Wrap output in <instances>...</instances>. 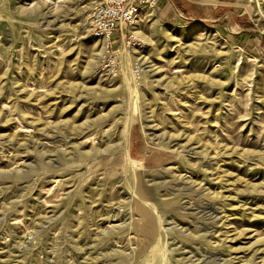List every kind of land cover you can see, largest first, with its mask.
Returning <instances> with one entry per match:
<instances>
[{
	"label": "rangeland",
	"instance_id": "1",
	"mask_svg": "<svg viewBox=\"0 0 264 264\" xmlns=\"http://www.w3.org/2000/svg\"><path fill=\"white\" fill-rule=\"evenodd\" d=\"M102 1L0 0V264H264V0Z\"/></svg>",
	"mask_w": 264,
	"mask_h": 264
},
{
	"label": "built area",
	"instance_id": "2",
	"mask_svg": "<svg viewBox=\"0 0 264 264\" xmlns=\"http://www.w3.org/2000/svg\"><path fill=\"white\" fill-rule=\"evenodd\" d=\"M160 0H103L95 5L92 14L91 35L102 42L105 53L113 47L114 35L125 28H134L145 10L156 9ZM128 46L146 44L140 32L130 31L125 38Z\"/></svg>",
	"mask_w": 264,
	"mask_h": 264
},
{
	"label": "bare ground",
	"instance_id": "3",
	"mask_svg": "<svg viewBox=\"0 0 264 264\" xmlns=\"http://www.w3.org/2000/svg\"><path fill=\"white\" fill-rule=\"evenodd\" d=\"M154 13H155V12H154ZM154 13H153V14H154Z\"/></svg>",
	"mask_w": 264,
	"mask_h": 264
}]
</instances>
